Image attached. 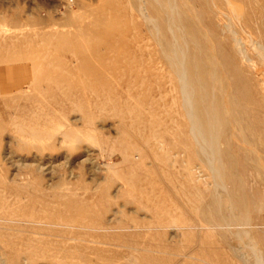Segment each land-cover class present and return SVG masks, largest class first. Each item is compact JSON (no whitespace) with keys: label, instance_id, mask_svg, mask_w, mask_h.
I'll list each match as a JSON object with an SVG mask.
<instances>
[{"label":"rangeland","instance_id":"obj_1","mask_svg":"<svg viewBox=\"0 0 264 264\" xmlns=\"http://www.w3.org/2000/svg\"><path fill=\"white\" fill-rule=\"evenodd\" d=\"M15 65L0 264H264V0H0Z\"/></svg>","mask_w":264,"mask_h":264},{"label":"bare ground","instance_id":"obj_2","mask_svg":"<svg viewBox=\"0 0 264 264\" xmlns=\"http://www.w3.org/2000/svg\"><path fill=\"white\" fill-rule=\"evenodd\" d=\"M232 1V0H231ZM242 54V53H241ZM242 56V55H241ZM199 58V57H198ZM198 58H196L197 60H198ZM202 60V59H201ZM243 61V60H242ZM205 64V63H204ZM200 65L201 64H199L198 62H196V64H195V66H194V68H192V70L193 71H191L190 69H189V67H188V64L186 65V66H184V68H183V75L184 74H187L188 76H190L189 77V80H188V85L190 86L191 85V87H192V91H194L193 90V88L195 87V86H197V88H198V86L200 87V89L202 88V86H203V78L201 77V75H202V73L200 72V70H201V68H200ZM203 65V64H202ZM208 65V64H207ZM254 65V64H253ZM252 65V66H253ZM193 66V65H192ZM206 68V67H205ZM208 68V67H207ZM255 68V67H254ZM210 69H212V68H210ZM257 69V68H256ZM212 72H213V70H211ZM208 74V73H207ZM204 75V74H203ZM219 75V74H218ZM192 76V77H191ZM209 76V75H208ZM183 78V77H182ZM210 78V77H209ZM218 78V77H217ZM184 80V79H183ZM221 80V79H220ZM198 85H197V84ZM209 83V82H208ZM212 83V82H211ZM210 83V84H211ZM221 83H222V81H221ZM222 84H224V82L222 83ZM202 85V86H201ZM213 85V84H212ZM225 85V84H224ZM184 88H186V87H184ZM204 88V87H203ZM225 88V87H224ZM182 89H183V87H182ZM181 89V94H182V96L184 97V102L182 103V105L183 106H185L184 104H187V102L189 101L190 102V97H192V104L194 105V103H195V105L194 106H196V108L194 109V111H193V114H194V116L198 119V124H199V127L200 128H205V126H204V123H201V121H202V118L203 117H206V116H209V115H211L212 117H214L215 119L216 118H218V117H220L221 119H222V117H224V114L225 113H227V114H232V117L234 118V111H233V109L231 108V106L230 107H228V105L226 104V103H224L223 102V100H222V105H216L215 106V104H214V106L213 105H208V103H207V105H206V102L205 103H203L202 102V100L200 99V100H198V99H196V98H194L192 95L190 96V94L189 93H186V94H184V91H185V89H183L182 90ZM207 89V88H206ZM217 89H219L218 87H217ZM226 89V88H225ZM225 89H223V90H225ZM5 90V89H4ZM212 90V89H211ZM210 90V91H211ZM197 91H198V89H197ZM196 91V92H197ZM204 92V91H203ZM202 92V93H203ZM216 92V91H215ZM224 92V91H223ZM195 93V92H194ZM198 93V92H197ZM201 95V94H200ZM204 96V95H203ZM211 96V95H210ZM229 96V95H228ZM227 96V97H228ZM217 97V96H216ZM226 97V98H227ZM203 98V97H202ZM225 98V99H226ZM219 99V98H218ZM232 99V98H231ZM229 100V99H228ZM206 101V100H205ZM211 101H212V99H211ZM230 101V100H229ZM220 102V101H219ZM235 103V102H234ZM230 104H233L232 102L230 103ZM190 106V105H189ZM233 107H235V106H233ZM236 110V109H235ZM187 111V110H186ZM189 111H190V109H189ZM232 112V113H231ZM237 112V111H236ZM185 113V117H190V114L192 113V112H184ZM203 115H205V116H203ZM193 116V115H192ZM191 119H192V117H191ZM190 118H189V120H191ZM232 118L230 117V120H231ZM235 119H236V117H235ZM238 119V118H237ZM224 120H226L225 118H224ZM236 121V120H235ZM235 121H234V123H235ZM238 122V121H237ZM237 122H236V124H237ZM192 123V122H191ZM221 123H222V121H221ZM194 124H196V123H194ZM224 124H226V123H224ZM223 124V125H224ZM231 124V123H230ZM197 125V124H196ZM227 125V124H226ZM234 125V124H233ZM238 126H239V123L237 124ZM232 126V125H231ZM191 130L190 131H193V129L192 128H194L193 127V124H191ZM196 130V129H195ZM191 133H193V132H191ZM195 140V139H194ZM196 142V141H195ZM201 148V147H200ZM201 150H202V148H201ZM4 199V198H3ZM5 200V199H4ZM7 202V201H6ZM5 202V203H6ZM3 205V204H2ZM6 206H7V204H6ZM2 207H0V209H1ZM3 209V208H2ZM1 213H2V211H0ZM0 213V214H1ZM2 215V214H1ZM1 215H0V217H1ZM3 216V215H2ZM22 217V216H21ZM209 220V219H208ZM15 233V232H14ZM17 235V234H16ZM4 245V244H3ZM8 245H10V244H8ZM2 247V246H1ZM14 248V247H13Z\"/></svg>","mask_w":264,"mask_h":264},{"label":"crops","instance_id":"obj_3","mask_svg":"<svg viewBox=\"0 0 264 264\" xmlns=\"http://www.w3.org/2000/svg\"><path fill=\"white\" fill-rule=\"evenodd\" d=\"M28 67L25 65L7 66L0 69V87L3 93L11 92L22 85L28 79ZM5 89V90H4Z\"/></svg>","mask_w":264,"mask_h":264},{"label":"built area","instance_id":"obj_4","mask_svg":"<svg viewBox=\"0 0 264 264\" xmlns=\"http://www.w3.org/2000/svg\"><path fill=\"white\" fill-rule=\"evenodd\" d=\"M262 224H263V226H264V215H263V217H262Z\"/></svg>","mask_w":264,"mask_h":264}]
</instances>
